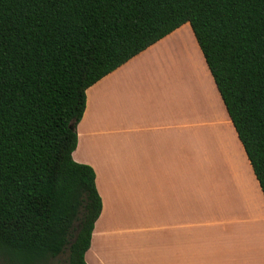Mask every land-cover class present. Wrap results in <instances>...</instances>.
<instances>
[{
    "label": "trees",
    "instance_id": "16d2710c",
    "mask_svg": "<svg viewBox=\"0 0 264 264\" xmlns=\"http://www.w3.org/2000/svg\"><path fill=\"white\" fill-rule=\"evenodd\" d=\"M187 22L264 193V0H0V255L88 264L87 89Z\"/></svg>",
    "mask_w": 264,
    "mask_h": 264
},
{
    "label": "crops",
    "instance_id": "0c3cea01",
    "mask_svg": "<svg viewBox=\"0 0 264 264\" xmlns=\"http://www.w3.org/2000/svg\"><path fill=\"white\" fill-rule=\"evenodd\" d=\"M88 264H264V193L189 22L87 89Z\"/></svg>",
    "mask_w": 264,
    "mask_h": 264
},
{
    "label": "flooded vegetation",
    "instance_id": "af4514ba",
    "mask_svg": "<svg viewBox=\"0 0 264 264\" xmlns=\"http://www.w3.org/2000/svg\"><path fill=\"white\" fill-rule=\"evenodd\" d=\"M59 256L55 258L45 259V260L32 261V260H29L28 258L18 257L15 254L14 255H0V264H66L67 261L58 260Z\"/></svg>",
    "mask_w": 264,
    "mask_h": 264
},
{
    "label": "rangeland",
    "instance_id": "374dc122",
    "mask_svg": "<svg viewBox=\"0 0 264 264\" xmlns=\"http://www.w3.org/2000/svg\"><path fill=\"white\" fill-rule=\"evenodd\" d=\"M67 257H68V250H66V252L64 254H61L59 257H58V260L59 261H62V260H65L67 261ZM67 264V263H66Z\"/></svg>",
    "mask_w": 264,
    "mask_h": 264
}]
</instances>
